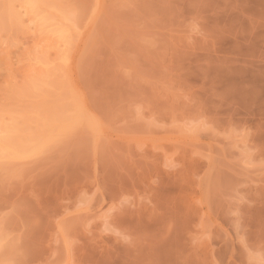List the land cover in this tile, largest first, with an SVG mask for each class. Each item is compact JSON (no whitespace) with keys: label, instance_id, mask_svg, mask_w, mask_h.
Here are the masks:
<instances>
[{"label":"rangeland","instance_id":"1","mask_svg":"<svg viewBox=\"0 0 264 264\" xmlns=\"http://www.w3.org/2000/svg\"><path fill=\"white\" fill-rule=\"evenodd\" d=\"M0 264H264V0H0Z\"/></svg>","mask_w":264,"mask_h":264},{"label":"bare ground","instance_id":"2","mask_svg":"<svg viewBox=\"0 0 264 264\" xmlns=\"http://www.w3.org/2000/svg\"><path fill=\"white\" fill-rule=\"evenodd\" d=\"M61 36V35H60ZM62 36L64 37V36H66L64 33H62ZM60 39H62V38H60ZM65 43V42H64ZM63 44V43H62ZM66 44V43H65ZM65 44H63V45H65ZM59 52V51H58Z\"/></svg>","mask_w":264,"mask_h":264}]
</instances>
